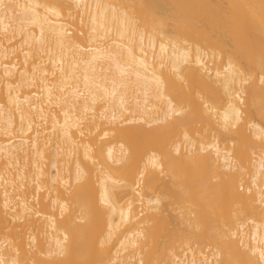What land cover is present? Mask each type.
<instances>
[{
	"label": "bare ground",
	"instance_id": "obj_1",
	"mask_svg": "<svg viewBox=\"0 0 264 264\" xmlns=\"http://www.w3.org/2000/svg\"><path fill=\"white\" fill-rule=\"evenodd\" d=\"M0 264H264V0H0Z\"/></svg>",
	"mask_w": 264,
	"mask_h": 264
}]
</instances>
